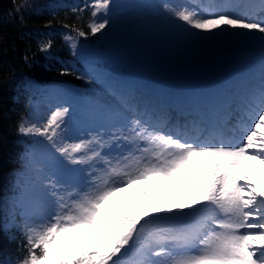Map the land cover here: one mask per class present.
<instances>
[{"label":"snow or ice","instance_id":"1","mask_svg":"<svg viewBox=\"0 0 264 264\" xmlns=\"http://www.w3.org/2000/svg\"><path fill=\"white\" fill-rule=\"evenodd\" d=\"M108 6L109 0L94 4L97 11ZM172 11L196 29L227 25L264 33V17L249 22V17L228 12L202 18L186 8ZM107 23L92 24V33ZM67 112L57 108L43 126L21 122L18 131L45 136L70 163L94 167L102 160L105 168L86 191L50 182L54 215L25 225L29 247L22 264H264V92L258 111L241 127L240 139L166 134L134 120L127 134H112V140L122 137L129 148L111 158L99 150L109 143L100 136L57 145L54 138ZM182 179V189L177 188ZM150 180L157 202L144 204ZM133 185L139 186L140 210L123 213L113 197L126 199ZM165 193L175 201L160 202ZM184 217L190 219L181 227L159 226Z\"/></svg>","mask_w":264,"mask_h":264},{"label":"rangeland","instance_id":"2","mask_svg":"<svg viewBox=\"0 0 264 264\" xmlns=\"http://www.w3.org/2000/svg\"><path fill=\"white\" fill-rule=\"evenodd\" d=\"M95 2L96 0H46L44 4L46 9L53 12L68 9L81 13L77 8L89 12L90 36L79 35V40L69 31L62 30L56 34L67 55L62 63L82 76V85L50 84L40 89L31 101L29 117L23 121L25 126L36 124L40 127L46 124L57 108H67L64 123L58 130L59 135L54 138L57 145L100 136L109 141L104 148L99 149L103 156L111 158L121 155L128 150L129 145L122 137L112 140V134L119 136L121 131L127 134L128 129L133 127L132 122L141 119L128 113L116 92L122 94L125 105L133 108L140 105H145L146 108L149 103L154 108L153 101L161 104L159 99H163L165 94L179 95L173 93L180 87L186 88L189 99L192 97L196 102L199 100L196 97L201 95V86L205 87L210 81L215 82L218 76H222L224 67H236L250 73L255 57L253 53L264 46V33L256 30L222 25L205 31L188 25L176 17L172 9L186 8L196 12L198 16L207 15L193 7L189 0H109L108 8L100 11L94 7ZM210 3L217 12L235 13L231 0H210ZM233 16L236 17V14ZM104 21L108 22L105 28L92 33L91 25ZM83 41L96 45L97 51L84 52L81 47ZM121 47L134 50L137 57L121 52ZM236 58H246L247 63L241 65L234 61L237 65H233L232 61ZM259 63L262 71L259 73L257 69L253 74H262L261 78L264 80V60ZM135 66L140 72L149 74L150 78L138 79L132 75ZM108 80L112 87L110 90L106 86ZM231 82L235 84L234 75ZM147 84L162 85L165 91L157 87L143 92ZM225 87V80L220 78L214 90ZM130 88L132 91L139 90L144 96L141 98L135 93L132 98H128ZM231 89L233 91V86H230ZM211 93L219 96L217 91ZM146 96L149 97L146 99ZM166 105L168 103L165 102L164 106ZM157 108L158 106L155 110L158 111ZM143 121L141 120L142 124L149 127L148 122ZM149 130L152 128L149 127ZM20 135L28 140L24 152L26 165L15 176V192L4 200V225L9 230L22 233L27 240L26 224H41L50 214L54 215L50 182L58 181L59 186L68 191H86L93 178L105 168V164L102 160L95 163L94 167L70 163L56 152L52 142L45 136L35 133ZM143 146L141 142V147ZM183 182V179L178 181L176 187L182 189ZM59 186L57 191L61 190ZM131 191L132 195L126 199L113 197L112 202L123 213L134 214L140 210L137 208V201L141 199L139 186L133 185ZM159 199L160 202H172L176 198L171 193H165ZM143 202H157V192L151 180ZM189 211L185 210L186 213ZM177 221L179 220L161 221L159 226H175ZM147 235L145 232L144 236Z\"/></svg>","mask_w":264,"mask_h":264},{"label":"trees","instance_id":"3","mask_svg":"<svg viewBox=\"0 0 264 264\" xmlns=\"http://www.w3.org/2000/svg\"><path fill=\"white\" fill-rule=\"evenodd\" d=\"M44 1L0 0V264H22L28 255L22 233L4 225V200L15 192V176L26 165L28 140L18 126L29 115L31 89L50 82L82 83L62 67L58 58L65 50L56 34L88 36L87 20L67 11L51 13L42 7Z\"/></svg>","mask_w":264,"mask_h":264},{"label":"water","instance_id":"4","mask_svg":"<svg viewBox=\"0 0 264 264\" xmlns=\"http://www.w3.org/2000/svg\"><path fill=\"white\" fill-rule=\"evenodd\" d=\"M82 46L85 48L86 51H93L95 47L91 45L90 43H83ZM127 52H130L128 49H125ZM141 76V74H139Z\"/></svg>","mask_w":264,"mask_h":264},{"label":"bare ground","instance_id":"5","mask_svg":"<svg viewBox=\"0 0 264 264\" xmlns=\"http://www.w3.org/2000/svg\"><path fill=\"white\" fill-rule=\"evenodd\" d=\"M233 14H236V13H233ZM202 18H209L207 15L203 16Z\"/></svg>","mask_w":264,"mask_h":264}]
</instances>
